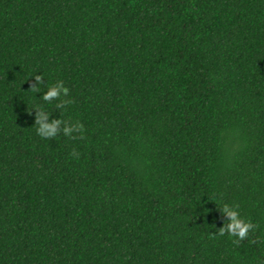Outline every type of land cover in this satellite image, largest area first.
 I'll return each mask as SVG.
<instances>
[{
	"label": "trees",
	"instance_id": "1",
	"mask_svg": "<svg viewBox=\"0 0 264 264\" xmlns=\"http://www.w3.org/2000/svg\"><path fill=\"white\" fill-rule=\"evenodd\" d=\"M0 264H264V0H0Z\"/></svg>",
	"mask_w": 264,
	"mask_h": 264
},
{
	"label": "clouds",
	"instance_id": "2",
	"mask_svg": "<svg viewBox=\"0 0 264 264\" xmlns=\"http://www.w3.org/2000/svg\"><path fill=\"white\" fill-rule=\"evenodd\" d=\"M32 77L35 79V84H32L30 89L36 95L42 93V85L47 88L38 99L46 103L57 101L55 104L57 109H66V106L72 103L71 99H63L64 97H68L70 92V89L65 86L63 80L57 79L54 83L48 82L42 73L39 75L34 74ZM42 81H45V83L42 84ZM33 110L37 114L34 123L36 133L42 139H53L61 133L67 137H72L73 134L79 133L83 137L85 128L79 121L73 123L61 118H53L52 113L46 111L41 105H35ZM74 155L78 156L79 154L74 153ZM220 211L227 217V220L219 228V236H225L227 234L230 238H233V243L239 244L240 241L245 240L256 230L257 226L252 219L241 215L238 204L224 203Z\"/></svg>",
	"mask_w": 264,
	"mask_h": 264
}]
</instances>
